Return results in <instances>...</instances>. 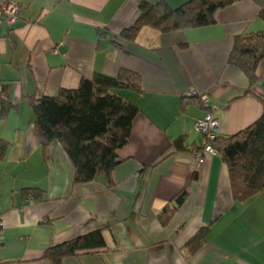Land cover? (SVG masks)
I'll list each match as a JSON object with an SVG mask.
<instances>
[{"label":"crops","instance_id":"1","mask_svg":"<svg viewBox=\"0 0 264 264\" xmlns=\"http://www.w3.org/2000/svg\"><path fill=\"white\" fill-rule=\"evenodd\" d=\"M146 1L174 8L188 0ZM18 2L17 20L0 22V86H9L15 105L0 119L8 143L0 159V264H49L47 248L97 228L105 247L61 264H264V190L234 202L226 165L203 151L204 136L194 129L211 114L217 134L230 136L262 114L264 58L249 92L245 75L227 63L235 36L264 31L258 6L238 1L217 9L211 25L169 33L143 26L128 40L121 32L138 17L136 0ZM123 68L139 74L142 92H120L139 113L118 152L113 186L103 177L73 184L60 145L41 152L27 99ZM194 96L207 104L183 101ZM180 136L187 149L177 152L171 142ZM26 187L42 189V198L24 196ZM184 191V202L162 224L161 211ZM203 227L206 242L188 257L184 245Z\"/></svg>","mask_w":264,"mask_h":264},{"label":"trees","instance_id":"2","mask_svg":"<svg viewBox=\"0 0 264 264\" xmlns=\"http://www.w3.org/2000/svg\"><path fill=\"white\" fill-rule=\"evenodd\" d=\"M136 1L138 17L133 25L121 32L128 40H133L143 26L169 33L211 25L217 9L242 0H188L174 8L164 1ZM250 1L258 6V16L264 21V0ZM263 58L264 31L243 33L233 38L227 63L245 75V92L256 84V67ZM121 91L141 93L139 74L126 68L115 76L94 72L90 77H81L75 88H60L55 95L27 99L41 152L45 153L53 142L58 143L73 167V184L103 177L105 186L112 188V171L122 162L118 152L128 144L133 120L139 113L138 106L124 98ZM190 98H183V101L187 103L196 98L197 103H201V96ZM14 106L9 98V86L1 85L0 119H5ZM205 145H210L226 165L234 202L245 203L264 190V108L255 122L236 134L221 136L215 132L212 139L204 136L203 151ZM7 146L8 143L0 138V159ZM171 147L177 152L186 150L184 137L174 139ZM21 192L31 199H41L43 195V190L38 187L22 188ZM185 197L186 191L177 196L171 207L161 211L159 220L162 224L182 205ZM207 231V227L200 228L186 242L184 247L188 257L206 242ZM104 247L102 229L97 228L50 246L44 251L43 258L49 264H61L67 257Z\"/></svg>","mask_w":264,"mask_h":264},{"label":"built area","instance_id":"3","mask_svg":"<svg viewBox=\"0 0 264 264\" xmlns=\"http://www.w3.org/2000/svg\"><path fill=\"white\" fill-rule=\"evenodd\" d=\"M19 3L16 0H0V22L5 21L9 24L14 23L18 18ZM195 91L188 93V96L196 95ZM201 101L203 104H207V98L201 96ZM218 126V121L216 118L212 117L211 114H207L204 117L198 118L195 121L194 129L197 134H201L209 139H212L215 129ZM204 152L209 154H217V152L210 147V145H205ZM202 157H198L200 162ZM2 222L0 221V232H1Z\"/></svg>","mask_w":264,"mask_h":264},{"label":"rangeland","instance_id":"4","mask_svg":"<svg viewBox=\"0 0 264 264\" xmlns=\"http://www.w3.org/2000/svg\"><path fill=\"white\" fill-rule=\"evenodd\" d=\"M215 131L217 132V128L215 129ZM24 166V165H23Z\"/></svg>","mask_w":264,"mask_h":264}]
</instances>
